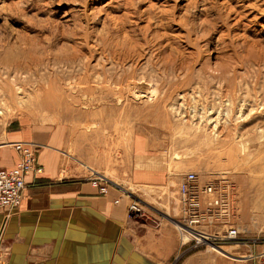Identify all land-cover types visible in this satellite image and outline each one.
<instances>
[{
  "label": "rangeland",
  "instance_id": "rangeland-1",
  "mask_svg": "<svg viewBox=\"0 0 264 264\" xmlns=\"http://www.w3.org/2000/svg\"><path fill=\"white\" fill-rule=\"evenodd\" d=\"M15 119L71 154L143 133L170 169L229 182L206 228L235 246L202 247L264 245V0H0V135Z\"/></svg>",
  "mask_w": 264,
  "mask_h": 264
},
{
  "label": "crops",
  "instance_id": "crops-1",
  "mask_svg": "<svg viewBox=\"0 0 264 264\" xmlns=\"http://www.w3.org/2000/svg\"><path fill=\"white\" fill-rule=\"evenodd\" d=\"M13 141L40 145L43 169L25 176L15 208L0 209V264H236L233 255L264 250L254 244L221 255L184 239L177 223L184 173L170 169L163 146L143 133L113 148L79 138L71 154L57 131L15 119L0 135L1 167L18 160L6 144ZM90 168L106 177L107 193L91 185ZM125 193L140 201L142 214H129Z\"/></svg>",
  "mask_w": 264,
  "mask_h": 264
},
{
  "label": "built area",
  "instance_id": "built-area-1",
  "mask_svg": "<svg viewBox=\"0 0 264 264\" xmlns=\"http://www.w3.org/2000/svg\"><path fill=\"white\" fill-rule=\"evenodd\" d=\"M13 147L19 156L10 168L0 166V209L11 210L19 202L26 186L25 176L30 172L40 173L43 167L37 165L36 154L40 145L34 142L13 141L6 143ZM89 181L99 193H107L109 182L105 176L89 169ZM229 182L226 179L201 181L194 171H188L181 176L178 186V197L181 208V217L177 221L180 231L191 236L194 244L206 247H221L237 239V230L230 228L224 231L208 230L210 225L222 213H227L231 199L228 195ZM128 194L131 201L128 204L130 215L142 214V204ZM118 202V199H115ZM252 243H246L251 247ZM236 264H264V250L258 253L234 257Z\"/></svg>",
  "mask_w": 264,
  "mask_h": 264
},
{
  "label": "bare ground",
  "instance_id": "bare-ground-1",
  "mask_svg": "<svg viewBox=\"0 0 264 264\" xmlns=\"http://www.w3.org/2000/svg\"><path fill=\"white\" fill-rule=\"evenodd\" d=\"M71 96V95H70ZM13 101V100H12ZM52 101V100H51Z\"/></svg>",
  "mask_w": 264,
  "mask_h": 264
}]
</instances>
